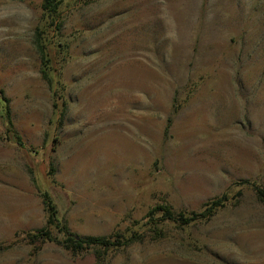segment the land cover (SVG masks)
Masks as SVG:
<instances>
[{
    "label": "rangeland",
    "instance_id": "1",
    "mask_svg": "<svg viewBox=\"0 0 264 264\" xmlns=\"http://www.w3.org/2000/svg\"><path fill=\"white\" fill-rule=\"evenodd\" d=\"M8 4L33 15L0 20V264H264V0ZM44 191L129 242H31Z\"/></svg>",
    "mask_w": 264,
    "mask_h": 264
},
{
    "label": "trees",
    "instance_id": "2",
    "mask_svg": "<svg viewBox=\"0 0 264 264\" xmlns=\"http://www.w3.org/2000/svg\"><path fill=\"white\" fill-rule=\"evenodd\" d=\"M54 1L55 0H44V6L47 8ZM42 52L44 55V51ZM6 117L7 123L12 125L13 122L9 105L6 107ZM256 190L259 197L264 200V188L257 186ZM41 194L42 202L47 214V220L45 226L36 229V231L28 233V237L30 238L31 242H56L57 244L62 245L66 249H69L73 252H80L89 249L101 252L102 250L123 246L125 243L129 242H124L120 237L113 238L107 235H81L71 231L68 226L64 225L59 219L58 210L51 197V194L48 191H44ZM225 200L226 196L217 198L211 203L206 204L205 209L202 212H191V214L188 215L184 212L175 213L168 206H162V208L159 209L163 211L164 219L173 220L185 225L211 216L218 207L224 205ZM51 226H54L61 233H63V237L54 235L50 229Z\"/></svg>",
    "mask_w": 264,
    "mask_h": 264
},
{
    "label": "clouds",
    "instance_id": "3",
    "mask_svg": "<svg viewBox=\"0 0 264 264\" xmlns=\"http://www.w3.org/2000/svg\"><path fill=\"white\" fill-rule=\"evenodd\" d=\"M32 10L26 5L8 4L0 6V20L19 19L27 23L32 18Z\"/></svg>",
    "mask_w": 264,
    "mask_h": 264
}]
</instances>
